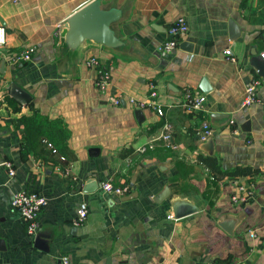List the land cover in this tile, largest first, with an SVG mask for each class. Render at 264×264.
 Instances as JSON below:
<instances>
[{"label":"crops","instance_id":"1","mask_svg":"<svg viewBox=\"0 0 264 264\" xmlns=\"http://www.w3.org/2000/svg\"><path fill=\"white\" fill-rule=\"evenodd\" d=\"M90 1L0 0V264H59L62 254L74 264H264V0H100L119 12L110 26L120 44L87 38L69 46L66 19ZM179 17L188 24L181 42L191 48L163 54L157 48ZM30 46V59L17 60ZM90 56L111 74L104 91ZM254 78L260 102L241 107ZM12 82L29 101L10 95ZM152 86L162 114L137 104ZM186 90L206 97L200 110L184 107ZM23 116H36L47 132L26 133ZM203 121L213 129L207 140ZM208 157L218 169L202 162ZM244 166L257 173L231 175ZM104 181L128 191L106 193ZM165 187L169 195L157 203ZM23 189L47 200L36 233L49 236L40 238L47 251L34 246L11 206ZM177 201L196 210L174 218ZM81 203L88 215L76 226Z\"/></svg>","mask_w":264,"mask_h":264},{"label":"built area","instance_id":"2","mask_svg":"<svg viewBox=\"0 0 264 264\" xmlns=\"http://www.w3.org/2000/svg\"><path fill=\"white\" fill-rule=\"evenodd\" d=\"M57 27H61L60 24H57ZM2 29V34H0V45L6 42V31L3 26L0 25ZM188 31V24L184 17L177 18L167 29L168 38L163 40L159 46L158 51L163 54H171L176 48L179 47L180 42L184 34ZM35 50L34 46L28 47L26 50L22 51L16 56L17 60H29L31 53ZM225 54L230 56L231 60H234L231 50L226 49ZM264 58V53H262ZM86 64L89 67H96V76H95V85L96 87L104 91L110 85L111 74L109 70L102 68L100 61L95 56H90L86 60ZM260 85V80L257 78L252 79L249 83L246 84L241 99L240 106L247 107L254 103L260 102V99L257 96V89ZM156 89L154 86L151 87L149 91V99L140 100L137 104L139 106H150L157 111L158 114H162V110L156 102ZM206 97L204 95H195L191 90H186L183 95L182 104L188 110H200L205 102ZM112 101L115 104L119 103V98L113 97ZM229 124L233 127L232 132L237 134L238 128L233 119L229 120ZM213 134V129L210 126L208 121L201 122L200 126V139L207 140ZM170 134L165 133L162 135V138L166 141L170 139ZM145 148H138L139 152H143ZM8 175L13 176L15 174V169L13 164L10 161H6L5 164ZM101 188L104 192L113 194V195H124L128 191L127 186H116L113 185L110 181H104L101 184ZM243 189V188H242ZM234 202H244L245 197L232 196ZM46 198L35 190L23 189L16 192L11 200V206L20 214L21 218L26 223V231L30 237H35L38 229V216L42 208L46 205ZM88 208L85 203H81L77 209L76 216L73 220L74 225H81L87 218ZM59 264H74L67 254H62L58 257Z\"/></svg>","mask_w":264,"mask_h":264},{"label":"water","instance_id":"3","mask_svg":"<svg viewBox=\"0 0 264 264\" xmlns=\"http://www.w3.org/2000/svg\"><path fill=\"white\" fill-rule=\"evenodd\" d=\"M119 18V12L115 8L108 10L100 7V0H92L76 10L71 14L65 22V26L61 32L66 44L69 46H76L84 39H92L96 42L108 45L117 46L120 44V40L115 36L111 29V24ZM229 37L235 39L239 35L237 25L230 20L228 22ZM181 48L190 49L191 44L188 42H181ZM263 66H261L262 68ZM201 89L203 92H208L210 86L206 78L202 79ZM10 95L20 103H26L30 99V95L16 82H12L10 85ZM169 195V188L165 187L164 192L161 194L157 203L163 202ZM124 200V199H122ZM174 218H179L184 215L190 214L196 210L195 207L183 201H177L172 205ZM229 231L231 222L222 225ZM44 234L38 233L34 237V246L41 250L47 251V245L40 240V238H48ZM5 240L0 239V250H4Z\"/></svg>","mask_w":264,"mask_h":264},{"label":"trees","instance_id":"4","mask_svg":"<svg viewBox=\"0 0 264 264\" xmlns=\"http://www.w3.org/2000/svg\"><path fill=\"white\" fill-rule=\"evenodd\" d=\"M37 121V117L36 116H32V117H21L20 118V122L24 125V129L26 133H29V127H33L34 129H36V131L39 134H44L45 132H47V130L45 129H38V127L36 126L35 122ZM61 134V132H60ZM202 162H204L205 164H207L208 166H210L213 169H218L217 165H215V160L211 157L208 158H203ZM257 173V169H253L250 167H237L234 169V171L231 173V175H247V176H252L253 174Z\"/></svg>","mask_w":264,"mask_h":264},{"label":"clouds","instance_id":"5","mask_svg":"<svg viewBox=\"0 0 264 264\" xmlns=\"http://www.w3.org/2000/svg\"><path fill=\"white\" fill-rule=\"evenodd\" d=\"M0 34H2V29H0Z\"/></svg>","mask_w":264,"mask_h":264}]
</instances>
